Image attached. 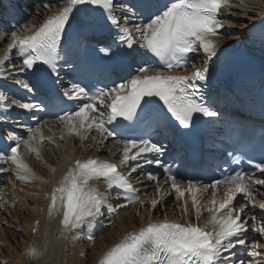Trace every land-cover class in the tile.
I'll list each match as a JSON object with an SVG mask.
<instances>
[{"label":"snow or ice","instance_id":"snow-or-ice-1","mask_svg":"<svg viewBox=\"0 0 264 264\" xmlns=\"http://www.w3.org/2000/svg\"><path fill=\"white\" fill-rule=\"evenodd\" d=\"M233 7L232 0H163L162 3L160 0H142L131 5L116 4L115 0H66L65 5L51 12L38 28L25 27L20 33L12 31L10 37L0 36V40L9 41L4 54L0 55V77L6 79L11 75L5 71V64L11 61L15 50L21 65L18 69L12 65V70L29 72L36 77L34 82L15 81L29 93L39 90L48 77H60L61 61L68 63L60 54V45L70 31L83 36L97 27L114 29L111 43L101 47L99 53L104 58L122 55L131 62L127 72L130 78L112 87L91 90L80 83H72L62 93L67 101L78 103L54 122L61 126V140L65 135L77 138L81 148L85 141L91 140L89 148L99 149L113 138L120 147L117 162L96 157L74 160L47 194L50 201L48 218L60 217L59 236L75 240L80 232L87 230L91 242L92 230L102 217L115 220L121 210L134 204L143 208L146 200L141 198L131 178L138 170H143L144 165L155 164L163 169L164 183L170 185V191L164 195L175 194L177 201H181L187 194L191 199L194 222L149 221L138 230L126 233L103 254L98 264H264V251H261L264 249V243H261L264 238V198L257 201L258 194L264 197V193H260L264 178L255 172L238 170L211 184L193 181L185 184L177 179L171 166L159 159L164 155L162 145L151 139L124 136L125 131L135 127L141 119L152 116L153 112L166 110V114H170L167 123L173 130L176 124L190 129L197 113L205 117L219 115L201 102L198 82L208 79L206 64L198 68L193 66L194 71L188 75L173 73L186 70L187 54L198 49H202L207 60L217 55L216 38L227 18L223 12ZM43 8L51 11L50 4H44ZM130 20L141 22L130 24ZM146 56L155 58L167 71L148 63L144 60ZM138 58L142 64L135 68L133 75L132 63ZM13 106L33 114L45 107L43 102L19 99L9 102L4 91H0V109L8 111ZM45 130L52 131L47 121L26 127L27 139L8 133L6 139L16 141L15 146L10 147V155L0 152V164H10L16 179L30 182L37 178L24 156L34 154L44 163L43 146L45 143L56 144L55 134L46 136ZM232 162L238 164L240 160L233 157ZM254 167L264 176V163H256ZM6 171L8 169L0 167V172ZM50 171L55 173L56 169L50 168ZM145 178L155 183L156 196L147 200V204L156 210L164 202L163 184L158 174L151 171ZM93 182H103L104 191ZM209 190V198L200 195ZM121 199L124 203H113V200ZM253 208L261 210L259 219L256 214L247 215L246 209L250 212ZM182 212L184 215L189 213L187 201L182 205ZM205 213L208 219L201 224ZM238 247L252 259L247 262L235 259ZM80 254L84 255L83 252ZM28 255L36 258L39 253L33 247L28 250Z\"/></svg>","mask_w":264,"mask_h":264},{"label":"bare ground","instance_id":"bare-ground-1","mask_svg":"<svg viewBox=\"0 0 264 264\" xmlns=\"http://www.w3.org/2000/svg\"><path fill=\"white\" fill-rule=\"evenodd\" d=\"M38 2L39 0L35 3L37 4L35 11L29 16L31 21H28L24 26H21V29H17L18 33H20L25 27L30 29L38 28L47 16L51 15V12L57 11L58 8L63 7L66 0H59V2L58 0H48L47 3ZM232 3L234 5L233 9H225L223 12V15L227 17L224 19L226 30L216 38L218 43L217 55L221 51H239L240 49L243 51L248 50L249 47L246 45L249 41V35L259 27L264 26V0H232ZM44 4H50L51 11L45 10L43 8ZM0 36L10 37V35L8 36L6 34ZM2 40H0V43ZM4 49L0 51V54H4ZM195 53L196 58L192 60L189 69L183 72L184 75H188L194 71L193 66L197 68L202 67L205 64L209 66L214 61V57L211 60H207L202 49H198ZM12 59L15 61L17 57H12ZM5 71L8 73L6 68ZM16 74L22 73L18 72ZM231 102L232 100H229L223 105V108L225 110L228 108V111L232 110L234 107L232 105L235 104H230ZM220 105L222 104L220 103ZM10 110L14 111V106ZM0 119H4L3 122L5 124H19V121L12 122V119H8L3 112L0 114ZM44 121H47L48 126L52 128L51 132L45 130L44 134L46 136L55 134L54 138L56 144L45 143L43 146L41 156L43 157L44 163L38 160L34 154H25L24 156L25 162L28 165L33 166V168H31L35 172L37 178L30 182L18 180L15 178L12 166L8 163H2V165L9 166V168H5L8 169V171L3 173L9 175L13 174V180L20 182V190L22 191V194L20 195L21 203L14 209L15 216L10 215L15 224L13 227L15 228V232L9 230V234L15 247L9 246L2 248L6 250L8 255L13 251L15 254L14 264H98V261L103 254L110 247L118 243L126 233L138 230L149 221L166 219L175 223L194 222L190 197L186 194L183 200L177 201L175 194L164 195L170 191V185L165 184L164 182L162 183L163 191L161 192V194L164 195V202L163 204L158 205L156 210H152L147 204V200L156 196L155 183L147 181L141 170H138L137 173L133 174L131 179L137 185V188L141 193V198L146 200V204L143 208H141L139 204L127 207L130 208L131 211H126V209L121 210L120 215L116 218L115 222L110 217H102L96 228L92 230L93 240L90 245L86 242V239H88L87 230L80 232L78 238L75 240L59 236L57 230L59 228L60 217L57 216L52 219L48 218L47 207L50 201L47 194L51 192L52 188L61 179L68 166L74 160L96 157L117 162L119 159L117 149L120 146L115 144L113 138H109L105 141V145L102 148H89V145L92 144L91 140L85 141L83 148H81L80 141L77 138H70L67 135H65L64 140L59 138L61 126L58 123H54L56 122L55 120H43L38 123ZM17 126L18 127L15 128V135L19 139H27L28 134L26 128L21 125ZM5 131L6 133H13L6 129ZM56 145H59V147ZM109 150H111V153H116V155H112ZM21 151H23V146H21ZM146 166L147 165H144V167ZM50 168H55V173L51 172ZM123 171L126 172L127 169H123ZM3 173L0 172V174ZM40 177H43V180H41ZM44 181H47V183ZM7 182H9V179ZM93 183L101 191H104L105 185L103 182ZM198 184L203 183L198 182ZM260 189L264 191V188ZM6 190H11V188L8 187ZM144 193H147V196H145ZM112 195L115 196L113 193ZM200 195L207 199L211 195V190ZM220 195H222V193H220ZM262 198L264 197L259 194L257 195V201ZM237 199L239 200L240 198ZM185 201H187L189 207V213L187 215H184L182 212V205ZM117 202L124 203L122 200H113L114 204ZM3 208L4 206H0V209L3 210ZM137 212L139 215H136ZM246 213L249 216L256 214L259 219L261 210L253 208L250 212L246 210ZM207 219L208 214L205 213L200 223L203 224ZM37 221H39V225H35V222ZM9 222L10 221L5 220L2 224L6 225ZM107 226H111L112 228L109 231L103 230V228H106ZM34 229L36 230L35 236L32 233ZM3 232L4 230L2 226H0V238L3 237ZM95 232L97 233L94 234ZM17 233L21 235L20 240H18L19 236ZM261 243H264V238H261ZM33 247L37 249L39 256L36 258L30 257L33 261L30 263L28 259V250ZM2 249H0V255L1 257H4L5 252H3ZM261 251H264V249H261ZM81 252H83L84 255H81ZM250 259L252 258L245 257L242 261L247 262Z\"/></svg>","mask_w":264,"mask_h":264},{"label":"rangeland","instance_id":"rangeland-1","mask_svg":"<svg viewBox=\"0 0 264 264\" xmlns=\"http://www.w3.org/2000/svg\"><path fill=\"white\" fill-rule=\"evenodd\" d=\"M8 178L10 179V181L7 182L5 179L4 188H0V190L4 192V194H2V200L0 201V205L2 204L4 206L3 210L2 209L0 210V226H2L4 230L3 237L0 238V249L6 248L9 246L15 247L14 242L11 241L9 230H11V232H15V228H13L15 224L11 216L12 215L15 216L14 209L17 208L19 204L21 203L20 195L22 194V191L20 190V182L14 181L13 175L8 176ZM8 187H10L11 190L7 191L6 189ZM130 211L131 210H129V212ZM5 220L10 221V222L7 223L6 225L5 224L3 225L2 223L5 222ZM111 228L112 227H107L105 228V231L107 230L109 231ZM20 234L17 233V235L19 236L18 240H20V236H21ZM2 250L3 252H5V256L1 257L0 255V264H14L15 254L13 253V251H11L10 254L8 255L5 249H2Z\"/></svg>","mask_w":264,"mask_h":264}]
</instances>
